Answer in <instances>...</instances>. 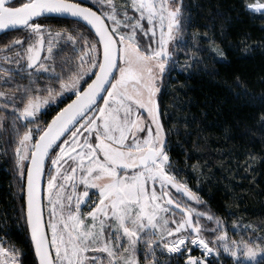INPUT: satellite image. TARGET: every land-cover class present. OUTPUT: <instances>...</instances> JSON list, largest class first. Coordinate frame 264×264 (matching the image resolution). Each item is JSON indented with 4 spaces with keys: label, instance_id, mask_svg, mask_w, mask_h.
Here are the masks:
<instances>
[{
    "label": "snow or ice",
    "instance_id": "snow-or-ice-1",
    "mask_svg": "<svg viewBox=\"0 0 264 264\" xmlns=\"http://www.w3.org/2000/svg\"><path fill=\"white\" fill-rule=\"evenodd\" d=\"M241 9L264 19V0ZM230 25L198 0H0V33L23 32L0 46V155L12 163L32 264H264V235L235 226L229 236L173 159L206 139L191 100L162 103L166 73L216 75L205 53L228 63ZM234 87L255 99L240 76ZM25 258L5 212L0 264Z\"/></svg>",
    "mask_w": 264,
    "mask_h": 264
},
{
    "label": "trees",
    "instance_id": "trees-1",
    "mask_svg": "<svg viewBox=\"0 0 264 264\" xmlns=\"http://www.w3.org/2000/svg\"><path fill=\"white\" fill-rule=\"evenodd\" d=\"M198 2L203 5V15L214 16L219 12L231 18L228 39L222 45L228 54V63H216L215 58L205 53V64L209 70L215 69L216 75L197 71L195 67L166 74L168 87L163 105L172 111L173 104L179 102L177 97L185 103L191 100V112L203 128L201 135L206 138L191 151L190 159H186L179 148L174 150L173 159L184 169L182 178L205 202V206L199 208L220 217L229 236L238 238L233 235L235 226H239L237 231L245 226L256 228L258 235H264V134L260 131V116L264 115V103L260 100L264 97V19L244 15L241 0ZM46 23L59 28L63 21L49 19ZM21 36V31L4 34L0 36V46ZM241 44L255 47L245 52ZM236 76L247 82L248 91L255 99L237 98ZM69 101L65 100L60 107ZM44 119L50 120L51 115ZM193 165H196L195 171ZM17 191L12 163L0 155V215L7 213L12 239L26 254L25 264H32L33 253L26 219L21 214V200L12 195ZM223 264H232V261Z\"/></svg>",
    "mask_w": 264,
    "mask_h": 264
},
{
    "label": "rangeland",
    "instance_id": "rangeland-1",
    "mask_svg": "<svg viewBox=\"0 0 264 264\" xmlns=\"http://www.w3.org/2000/svg\"><path fill=\"white\" fill-rule=\"evenodd\" d=\"M166 74H167V73H166ZM66 100H67V99H66ZM45 186H46V185H45ZM194 206H195V205H194ZM199 210H200V211H204V210H202V209H200V208H199ZM227 260L229 261V259H228L226 256L222 255L221 258H220V264H223L224 261H227Z\"/></svg>",
    "mask_w": 264,
    "mask_h": 264
},
{
    "label": "water",
    "instance_id": "water-1",
    "mask_svg": "<svg viewBox=\"0 0 264 264\" xmlns=\"http://www.w3.org/2000/svg\"><path fill=\"white\" fill-rule=\"evenodd\" d=\"M17 31H19V30H17ZM14 32H16V31H14ZM10 33V32H9ZM2 35H4V34H2V33H0V36H2ZM74 98V97H73ZM70 102V101H69ZM68 102V103H69ZM44 183H45V185H46V178H45V180H44Z\"/></svg>",
    "mask_w": 264,
    "mask_h": 264
},
{
    "label": "flooded vegetation",
    "instance_id": "flooded-vegetation-1",
    "mask_svg": "<svg viewBox=\"0 0 264 264\" xmlns=\"http://www.w3.org/2000/svg\"><path fill=\"white\" fill-rule=\"evenodd\" d=\"M194 254H196V255H200L199 251L195 252Z\"/></svg>",
    "mask_w": 264,
    "mask_h": 264
}]
</instances>
